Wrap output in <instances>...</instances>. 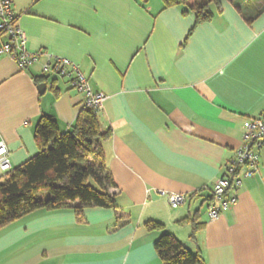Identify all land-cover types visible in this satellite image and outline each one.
<instances>
[{
  "label": "crops",
  "instance_id": "obj_1",
  "mask_svg": "<svg viewBox=\"0 0 264 264\" xmlns=\"http://www.w3.org/2000/svg\"><path fill=\"white\" fill-rule=\"evenodd\" d=\"M164 2L14 0L38 60L22 71L0 56V141L12 169L38 154L42 116L66 133L84 110L68 80L43 74L66 59L105 96L98 117L109 136L99 144L118 212L77 211L78 203L32 212L0 229V264H163L155 249L163 234L205 264H264V147L237 204L208 217L245 122L264 113V12L248 24L230 0H218L212 19L196 25ZM8 42L0 35V46ZM43 77L40 95L35 79ZM169 194L187 201L173 209Z\"/></svg>",
  "mask_w": 264,
  "mask_h": 264
},
{
  "label": "trees",
  "instance_id": "obj_2",
  "mask_svg": "<svg viewBox=\"0 0 264 264\" xmlns=\"http://www.w3.org/2000/svg\"><path fill=\"white\" fill-rule=\"evenodd\" d=\"M246 23L264 12V0L248 1L245 7L230 0ZM165 7H180L183 15L192 14L196 25L212 19L211 7L218 0H165ZM47 78H37V85ZM55 83V82H54ZM52 83V86H54ZM97 111L86 109L66 133H61L52 117L42 116L35 128L38 154L7 174L0 182V229L38 210L55 211L78 203L85 208H111L118 212L110 190L116 185L104 165L99 141L109 136L101 128ZM212 201V200H211ZM150 230H160L148 223ZM163 264H205L198 254L189 252L176 238L163 234L155 244Z\"/></svg>",
  "mask_w": 264,
  "mask_h": 264
},
{
  "label": "built area",
  "instance_id": "obj_3",
  "mask_svg": "<svg viewBox=\"0 0 264 264\" xmlns=\"http://www.w3.org/2000/svg\"><path fill=\"white\" fill-rule=\"evenodd\" d=\"M0 35L9 38L7 44L0 46V56L6 55L16 60L20 70L24 71L38 60V55L27 50V40L18 28L14 0H0ZM43 74L68 80L71 88L83 96L84 108L97 112L102 110L105 96L94 93L87 78L70 61L55 59L48 62L43 66ZM242 142V147L227 164L224 174L214 185L213 198L208 209V217L211 221L218 219L225 211L237 204V191L243 180L254 177L258 171L260 154L264 147V113L245 122ZM12 171L9 150L0 141V182ZM167 196L173 209H177L187 201L184 195Z\"/></svg>",
  "mask_w": 264,
  "mask_h": 264
},
{
  "label": "water",
  "instance_id": "obj_4",
  "mask_svg": "<svg viewBox=\"0 0 264 264\" xmlns=\"http://www.w3.org/2000/svg\"><path fill=\"white\" fill-rule=\"evenodd\" d=\"M46 88H47L46 84H42V85L38 86L39 94L43 95L46 92Z\"/></svg>",
  "mask_w": 264,
  "mask_h": 264
},
{
  "label": "rangeland",
  "instance_id": "obj_5",
  "mask_svg": "<svg viewBox=\"0 0 264 264\" xmlns=\"http://www.w3.org/2000/svg\"><path fill=\"white\" fill-rule=\"evenodd\" d=\"M235 3L238 5V6H241V7H245V3L243 2V1H241V0H236L235 1ZM260 3H261V1H260Z\"/></svg>",
  "mask_w": 264,
  "mask_h": 264
}]
</instances>
